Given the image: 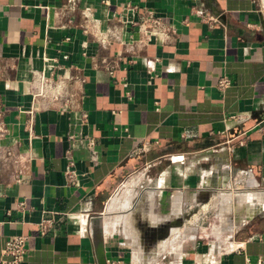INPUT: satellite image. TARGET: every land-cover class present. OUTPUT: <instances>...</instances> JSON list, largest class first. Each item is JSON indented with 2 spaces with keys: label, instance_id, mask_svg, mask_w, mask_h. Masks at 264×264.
Instances as JSON below:
<instances>
[{
  "label": "crops",
  "instance_id": "0c3cea01",
  "mask_svg": "<svg viewBox=\"0 0 264 264\" xmlns=\"http://www.w3.org/2000/svg\"><path fill=\"white\" fill-rule=\"evenodd\" d=\"M145 11L171 24L166 42L124 21ZM48 64L69 75L70 111L33 106L32 72ZM0 127V258L9 237L26 235L20 264H96L97 233L107 264L264 254L257 0H0ZM70 132L92 136L98 153L93 165L84 147L73 151L77 184L64 173Z\"/></svg>",
  "mask_w": 264,
  "mask_h": 264
},
{
  "label": "built area",
  "instance_id": "2783aa9c",
  "mask_svg": "<svg viewBox=\"0 0 264 264\" xmlns=\"http://www.w3.org/2000/svg\"><path fill=\"white\" fill-rule=\"evenodd\" d=\"M258 10L264 14V0H257ZM126 9L132 13L136 12V5L127 4ZM212 20H216V17L211 16ZM124 21L136 27L140 32L143 41L146 42H160L164 43L169 38L172 32V26L169 23H165L160 16L155 15L153 12L145 11L138 17L124 18ZM98 32L97 37L100 41H105L108 37L106 33ZM58 68L55 64H48L39 70H34L32 73V99L33 106L36 103L44 100L56 101L59 103V109L61 112H67L71 109V100L69 95L64 89L63 81L69 79L67 72L63 73V77L52 75V73L46 72V67ZM230 84V81L226 77H222L217 82L220 88H225ZM32 110V109H31ZM80 125L87 123V115L82 112L79 116ZM0 127V134L2 133ZM68 145L65 149L66 166L64 173L67 177L72 179L75 184L77 181L76 170L74 167L73 151L79 147H84L89 154V160L96 165L98 163V153L96 150V143L92 136L83 134L81 132L68 133L67 134ZM53 220L51 217H43L39 223L40 232L45 233L46 230L52 225ZM27 236L26 235H13L9 237L4 244L1 252L0 264H20L26 253ZM244 264H264V254L258 255L254 260L249 257L245 258Z\"/></svg>",
  "mask_w": 264,
  "mask_h": 264
},
{
  "label": "water",
  "instance_id": "95a60500",
  "mask_svg": "<svg viewBox=\"0 0 264 264\" xmlns=\"http://www.w3.org/2000/svg\"><path fill=\"white\" fill-rule=\"evenodd\" d=\"M215 14L220 17L224 22H226L225 14L221 13L219 9L213 8ZM94 252L96 258V264H107L105 251H104V240L102 233H97L94 236Z\"/></svg>",
  "mask_w": 264,
  "mask_h": 264
},
{
  "label": "rangeland",
  "instance_id": "374dc122",
  "mask_svg": "<svg viewBox=\"0 0 264 264\" xmlns=\"http://www.w3.org/2000/svg\"><path fill=\"white\" fill-rule=\"evenodd\" d=\"M135 177H137V176H134L133 175V176L129 177L126 181H124V183L120 186V188L118 189V191L119 192L126 191V190L130 189L133 186V184L138 183L136 181V178ZM121 202L124 203V205H126L128 203V200L125 199V200H123ZM121 206H122V204H121Z\"/></svg>",
  "mask_w": 264,
  "mask_h": 264
},
{
  "label": "bare ground",
  "instance_id": "6f19581e",
  "mask_svg": "<svg viewBox=\"0 0 264 264\" xmlns=\"http://www.w3.org/2000/svg\"><path fill=\"white\" fill-rule=\"evenodd\" d=\"M121 203V202H120ZM123 206V205H122ZM112 209V208H111Z\"/></svg>",
  "mask_w": 264,
  "mask_h": 264
}]
</instances>
